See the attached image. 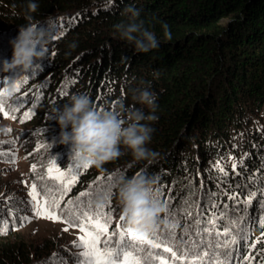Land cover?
I'll list each match as a JSON object with an SVG mask.
<instances>
[{
    "label": "trees",
    "instance_id": "16d2710c",
    "mask_svg": "<svg viewBox=\"0 0 264 264\" xmlns=\"http://www.w3.org/2000/svg\"><path fill=\"white\" fill-rule=\"evenodd\" d=\"M35 2L38 9L31 12L29 0H0L4 44L30 22L53 25L45 56L34 61L35 72L22 83L25 98L20 119L15 117L32 166L41 164L43 144L60 137V126L50 117L73 94H86L95 108L123 118L122 103L149 113L132 96L150 85L158 105V120L141 121L154 129L146 145L154 157L136 160L121 145L122 154L100 168L80 164L62 198L59 185L45 198L55 197L68 208L79 200L93 213L95 196L105 192L102 208L111 217L109 231L113 225L116 231L120 219H113L122 214L116 181L137 173L154 176L165 211L143 236L172 248L175 257L158 249L168 264H264V0ZM130 8L139 10L137 22L156 33L157 49L137 52L119 38L116 26L129 22ZM33 153L39 156L33 159ZM81 192L90 195L81 198ZM10 200L0 197V264H44L60 250L59 242L25 240L17 231L21 206L13 196Z\"/></svg>",
    "mask_w": 264,
    "mask_h": 264
},
{
    "label": "clouds",
    "instance_id": "9594fccd",
    "mask_svg": "<svg viewBox=\"0 0 264 264\" xmlns=\"http://www.w3.org/2000/svg\"><path fill=\"white\" fill-rule=\"evenodd\" d=\"M28 8L31 12H36L38 4L35 0H29ZM129 12L131 13L129 22L116 26L119 38L133 44L137 52L146 53L157 49L160 40L156 33L143 27L142 22H137L139 10L130 8ZM28 18L31 21L32 17ZM43 23L47 25L46 28L39 27L41 24L39 21L19 27L18 35L10 41L11 60L0 62V72L7 73L18 69L21 73H27L33 68L34 61L45 56L47 45L52 39L53 25L50 20ZM163 27L165 38L170 40L171 32L167 30V25ZM22 76L13 80L6 78L9 85L5 91L7 95L15 91L14 85ZM132 99L147 107L149 113L145 114L142 109L125 107L122 103L119 112L126 114L122 118L113 110L95 108L91 98L86 94H73L64 108L62 110L55 108L50 117L55 118L60 126L59 143L70 146L72 156L79 164L97 168L118 158L122 154L121 145L129 150L136 160L154 157L156 154L146 147L154 129L150 123L141 121L158 120L155 115L158 107L157 96L150 91L149 85L134 90ZM155 184L154 176L139 173L132 177H121L116 181L123 220L134 234L151 233L156 228L161 213L165 211L162 203L156 198ZM106 201L107 193L101 192L95 196L93 203L97 207H102Z\"/></svg>",
    "mask_w": 264,
    "mask_h": 264
},
{
    "label": "rangeland",
    "instance_id": "374dc122",
    "mask_svg": "<svg viewBox=\"0 0 264 264\" xmlns=\"http://www.w3.org/2000/svg\"><path fill=\"white\" fill-rule=\"evenodd\" d=\"M4 40L3 37L0 40V62L11 60V56L8 57L11 44H9V46L7 45L8 39L4 44ZM35 70L36 63L33 64V68L27 73H21L18 69L7 73L0 72V92H5L8 88L9 85L7 79L13 80L20 75H23L17 83L19 84V91H14L10 95L0 96V103L3 105V111H0V197L13 202L10 200L13 196L15 201L21 206L22 213H19V215L22 219L17 231L25 240L28 242H38L51 240L53 238L59 242L60 250L47 257L45 260L46 264H75V257L78 256L81 251V249L73 247L74 241H76L77 237L81 235L79 228L65 224L62 220L54 221L35 216V204L32 201L29 192L32 185L36 184L37 192L39 193L38 199H41L45 198L44 194H47V192L52 190L55 192L58 190V183L51 179L47 172L48 167L53 160H56V167L59 160H62L63 168H60V171L64 172L68 177L72 176L74 170L80 168V164L72 156L70 146L60 144L58 137L49 141L47 144H43L44 150L40 155L41 164L35 165V171L42 175L37 177L35 171H33L31 162L28 160L23 148L24 146L20 141V132L23 128L17 123L16 119L12 118L17 116L18 120L20 119V116H18L20 105L22 104L20 99L25 98V95H20V89L24 79H28L30 74L35 72ZM17 84H15L14 87ZM4 112H7L8 116H5L3 114ZM6 129H10L11 131L6 132ZM51 144H53V147H51ZM31 156L35 159V157H38L39 155H34L33 153ZM37 178H44V181L40 182ZM8 192L9 194H7ZM48 199L50 200L51 198ZM67 208L66 205L65 207L56 209L57 214H60L61 209ZM93 213L104 214V210L102 207H96L93 209ZM63 214H68L65 218H69V211L66 210ZM121 215L122 214H119L113 220H119ZM118 225L121 230L125 231L126 238L141 236L140 234H134L126 226L124 220H119ZM65 228L68 230L64 231ZM113 229L114 225L112 226V230ZM112 230H110V233L114 234V241L118 238V235L116 234L117 230ZM128 230H130V232ZM130 242L135 245V247H129L127 250L132 252L142 261L149 253H154L168 261V258H165L167 256L162 257L164 253L158 249H152L148 244H139L135 240ZM101 249L103 250V245H101ZM230 252L232 253V250H230ZM147 264H159V260L152 259L149 260Z\"/></svg>",
    "mask_w": 264,
    "mask_h": 264
},
{
    "label": "snow or ice",
    "instance_id": "6c2138e0",
    "mask_svg": "<svg viewBox=\"0 0 264 264\" xmlns=\"http://www.w3.org/2000/svg\"><path fill=\"white\" fill-rule=\"evenodd\" d=\"M15 91H19V84L15 86ZM3 95L7 94L5 92H0V96ZM0 111H3L2 103H0ZM3 114L8 116L7 112H4ZM30 115V112H26L24 118L28 119ZM12 118L15 119V117ZM5 131L10 132L11 130L6 129ZM83 167L84 169H87L89 166L83 165ZM33 171H35V165H33ZM47 172L48 176L58 183L60 198L70 191L71 186L76 182L75 175H72L71 178H69L64 172L56 167V160H53L50 163ZM109 179H111V177H109ZM29 195L35 204V216L54 221L62 220L64 223H69L73 227L79 228L81 235L77 237L76 241H74L73 247L81 249V251L79 252V255L75 257V264H147V262L152 259L159 260V264H168V261L159 258L154 253H149L142 261L132 252L128 251L127 249L129 247H135V245L126 238L125 231L121 230L119 225H117L116 234L118 235V238L115 240V247H111L114 234L109 231L111 217L107 213L93 214L90 209L84 208L78 200L72 203L69 208L61 209L60 214H57L56 209L61 207L59 200L55 197L50 200L48 198L38 199L39 193L37 192L36 184L32 185ZM89 195L90 193L88 192L80 193L81 198ZM250 202L251 197H249L246 203ZM66 210L69 211V218H65L63 215ZM119 219L123 221L124 217L120 216ZM67 230V228L64 229V231ZM3 231L4 229L0 228V232ZM128 231L130 232V230ZM220 234L221 233H217V235ZM223 235H229L228 231H225ZM133 239L139 244H148L152 249L162 248L164 252H171L173 257L176 256V253L171 247L162 245L160 242H154L143 235L136 236ZM232 243H235L234 239L232 240ZM101 245H103V250L101 249ZM205 255H207V253H205ZM217 264H222V262L218 261Z\"/></svg>",
    "mask_w": 264,
    "mask_h": 264
}]
</instances>
